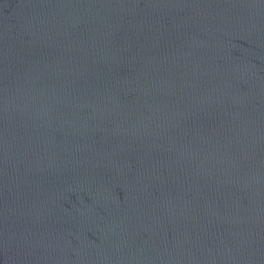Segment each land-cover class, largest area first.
I'll use <instances>...</instances> for the list:
<instances>
[{"label": "water", "instance_id": "95a60500", "mask_svg": "<svg viewBox=\"0 0 264 264\" xmlns=\"http://www.w3.org/2000/svg\"><path fill=\"white\" fill-rule=\"evenodd\" d=\"M0 264H264V0H0Z\"/></svg>", "mask_w": 264, "mask_h": 264}]
</instances>
